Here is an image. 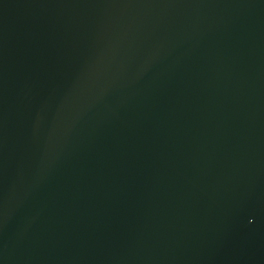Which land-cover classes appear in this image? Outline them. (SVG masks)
I'll list each match as a JSON object with an SVG mask.
<instances>
[{
  "label": "water",
  "instance_id": "water-1",
  "mask_svg": "<svg viewBox=\"0 0 264 264\" xmlns=\"http://www.w3.org/2000/svg\"><path fill=\"white\" fill-rule=\"evenodd\" d=\"M0 264H264V0H0Z\"/></svg>",
  "mask_w": 264,
  "mask_h": 264
}]
</instances>
